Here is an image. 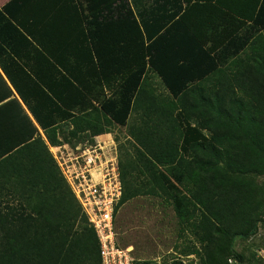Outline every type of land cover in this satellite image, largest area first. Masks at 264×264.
I'll list each match as a JSON object with an SVG mask.
<instances>
[{"label": "trees", "instance_id": "16d2710c", "mask_svg": "<svg viewBox=\"0 0 264 264\" xmlns=\"http://www.w3.org/2000/svg\"><path fill=\"white\" fill-rule=\"evenodd\" d=\"M263 30L264 0L1 6L0 182L10 183L0 188L11 198L0 199V264H101L95 231L49 146L61 136L93 142L132 111L178 134L159 150L151 134L138 138L137 164L144 159L152 177L139 189L120 176L114 214L128 199L160 190L181 228L203 245V264H244L235 238L264 225L243 215L255 192L247 177L264 174ZM150 74L166 97L147 86Z\"/></svg>", "mask_w": 264, "mask_h": 264}, {"label": "rangeland", "instance_id": "374dc122", "mask_svg": "<svg viewBox=\"0 0 264 264\" xmlns=\"http://www.w3.org/2000/svg\"><path fill=\"white\" fill-rule=\"evenodd\" d=\"M149 82L150 84L147 86L157 97L167 96V90L155 74H150ZM144 117L143 113L132 111L125 125L111 123L107 125L105 128L107 131L102 133L103 135L98 134L102 136L93 137L94 143L103 146L105 154L111 153L116 156L119 176H123L128 185H134L139 189L148 185L152 175L146 169L143 158L141 166L137 164L138 152L144 149L137 141L138 138H142L144 134H151L152 145L154 149L159 150L165 147L163 144L165 137L173 136L172 139L175 141L178 134V131H175L174 135H172V131L168 130L159 132L152 125L145 124ZM60 139H62L60 144L50 145L49 149L63 173L62 169L67 170L66 159L68 156L75 154L76 148L80 144L91 141L86 138L76 142L77 138H74L70 142V139H64L62 136ZM147 165L151 166L150 163ZM155 168L163 172L167 169L165 165L160 164H155ZM247 179L250 188L255 192L248 201V208L243 215L245 218L248 216L264 218V207L259 203L264 192V174L249 176ZM66 182L74 195L67 180ZM80 206L82 210V205L80 204ZM82 212L84 211L82 210ZM115 231L117 232V242L130 247L134 259L150 260L154 264H175V262L203 264L202 261L206 257L203 245L191 232L181 228L168 195L160 190L151 194H138L122 204L115 213ZM233 247L244 254V264H264V225L258 223V231L248 238L236 237ZM194 249H197L198 252L191 251Z\"/></svg>", "mask_w": 264, "mask_h": 264}, {"label": "built area", "instance_id": "2783aa9c", "mask_svg": "<svg viewBox=\"0 0 264 264\" xmlns=\"http://www.w3.org/2000/svg\"><path fill=\"white\" fill-rule=\"evenodd\" d=\"M76 149L66 159L67 170L62 171L95 231L100 263L135 264L130 247L117 242L115 231L114 208L121 196L116 156L105 154L103 146L94 143V138L93 142L86 141Z\"/></svg>", "mask_w": 264, "mask_h": 264}, {"label": "crops", "instance_id": "0c3cea01", "mask_svg": "<svg viewBox=\"0 0 264 264\" xmlns=\"http://www.w3.org/2000/svg\"><path fill=\"white\" fill-rule=\"evenodd\" d=\"M7 1L8 0H0V7L3 6ZM102 135H99V136H102ZM9 183H10L9 181H3V180H1V182H0L1 185H7ZM7 198H11L10 188H8V187H2V188H0V199H7ZM10 227L11 226L7 225L6 228H5V230H7L8 233L11 231ZM2 242L4 244H7L8 245L10 243V237H9V235H4L3 238H2Z\"/></svg>", "mask_w": 264, "mask_h": 264}]
</instances>
